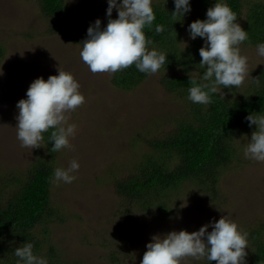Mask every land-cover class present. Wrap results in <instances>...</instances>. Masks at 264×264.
<instances>
[{"label":"rangeland","instance_id":"obj_1","mask_svg":"<svg viewBox=\"0 0 264 264\" xmlns=\"http://www.w3.org/2000/svg\"><path fill=\"white\" fill-rule=\"evenodd\" d=\"M254 2L264 0H246ZM65 5L68 26L93 24L96 19L101 28L107 24V0H65ZM111 18H117L115 8ZM49 23L35 0H0V188L8 186L11 192L14 177L24 175L38 161H46L53 170L67 168L72 160L79 163L73 182L51 185L56 219L36 231L45 247L42 254L52 247L58 264H140L153 235L191 233L221 216L248 235L259 228L264 234V162L244 157L255 125L233 138L237 155L222 172L212 203L202 191L185 185L174 197L171 217L137 208L129 218L123 217L115 181L153 152L147 140L167 137L189 117V101L174 97L161 84L163 76L180 70L160 69L135 89L121 91L112 84L113 74L90 72L79 55L81 45L51 34ZM182 29L181 49L191 41L186 24ZM239 48L248 58L250 76L264 69V57L257 55L256 47L242 43ZM58 71L71 73L85 97L80 107L67 114V123L75 125L71 147L52 154L46 143L32 150L21 147L16 138V103L26 98L34 79L47 80ZM250 82L246 78L237 95L244 94ZM218 92L226 99L234 94ZM203 261L187 257L181 264Z\"/></svg>","mask_w":264,"mask_h":264},{"label":"trees","instance_id":"obj_2","mask_svg":"<svg viewBox=\"0 0 264 264\" xmlns=\"http://www.w3.org/2000/svg\"><path fill=\"white\" fill-rule=\"evenodd\" d=\"M215 2L218 0H190L191 11L175 20L170 17L174 10L173 0L152 2L155 20L151 29H144L146 38L153 41L149 50L155 48L167 55L161 71L180 70L178 74L163 76L161 84L174 97L188 100L190 109L189 117L180 121L174 132L161 139L147 140L153 152L146 155L127 176L115 181L114 189L121 202L119 210L125 218H129L130 211L135 208L171 217L174 197L185 185L202 191L212 203L222 172L237 155L232 140L237 133L249 128L245 117L250 113L264 114V69L251 73L252 77L259 78V87L250 82L242 95H237V88L217 86V91L210 93V104L192 103L188 99L192 81L204 83L202 76L206 67L199 64L198 49L203 45L201 38L191 39L185 48H180L182 28L184 24L188 27L197 19H205L206 10ZM224 2L237 14L236 22L248 32V40L243 44L256 47L257 43L264 42V2ZM35 3L50 21L48 31L51 34H60L77 44L86 38L90 24H66L65 0H35ZM246 5L248 8L244 12ZM157 24L164 25V31L159 34L154 30ZM147 76L133 65L114 73L112 84L127 92L138 87ZM220 90L236 94L226 99L218 92ZM50 131L43 134L45 143ZM47 145L51 148L52 142H47ZM53 173V168L46 161H38L24 175L14 177L11 192L8 186L0 188V264H16L13 250L24 242H31L34 254L47 258L48 264H58L52 247L42 254L45 247L36 235L39 227L46 229L47 224L56 219L50 204ZM248 238L246 264H264L263 231L260 228L251 231ZM202 264L208 262L204 260Z\"/></svg>","mask_w":264,"mask_h":264},{"label":"clouds","instance_id":"obj_3","mask_svg":"<svg viewBox=\"0 0 264 264\" xmlns=\"http://www.w3.org/2000/svg\"><path fill=\"white\" fill-rule=\"evenodd\" d=\"M167 2V0H166ZM174 10L170 17H183L191 11L190 0H173ZM108 21L101 28L96 19L86 30V38L79 55L93 74L117 73L130 66L144 74H155L165 65L167 55L155 48L146 38L144 29L152 28L155 14L152 0H107ZM115 8L117 18L112 19ZM237 21V14L224 2L218 0L206 10V18L191 22L186 31L189 38L203 40L198 49L200 65L206 67L202 80L192 81L188 99L192 103L210 104V93L223 88H239L249 78L257 87L259 78L250 76L247 57L240 54L239 45L248 40V32ZM155 33L164 31V25L157 24ZM256 53L264 57V42L256 44ZM0 75H3L0 69ZM80 84L73 75L58 71L47 80L34 79L26 90V98L16 103V138L21 147L41 148L45 143L44 133L49 132L47 142H52L51 152L70 148V138L75 135V125L68 124L67 114L75 111L85 102L80 93ZM207 90V91H206ZM249 127L256 126L250 142L244 149V157L264 162V114L250 113L245 117ZM79 169V163L72 160L67 168H56L52 182L71 183L72 174ZM211 231H208V228ZM247 233L239 230L237 224L226 216L209 221L191 233L186 230L171 231L165 235H153L146 244L140 264H181L184 258L204 259L211 264H246L248 249ZM33 244L24 242L13 250L16 264H48L47 258L33 252Z\"/></svg>","mask_w":264,"mask_h":264}]
</instances>
